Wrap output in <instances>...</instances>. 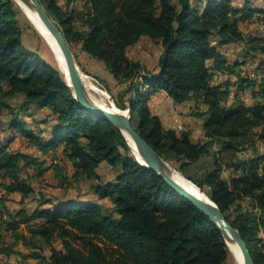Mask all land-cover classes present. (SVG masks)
Masks as SVG:
<instances>
[{"label":"trees","instance_id":"16d2710c","mask_svg":"<svg viewBox=\"0 0 264 264\" xmlns=\"http://www.w3.org/2000/svg\"><path fill=\"white\" fill-rule=\"evenodd\" d=\"M39 2L70 48L100 65L96 76L115 106L128 109L142 137L217 204L253 264H264V34L242 29L261 20L263 10L250 0L241 7L232 0ZM19 13L14 0H0V113L9 115L1 123L39 154L10 147L15 136L0 144V259L226 264L231 252L214 224L143 164L114 123L83 107L56 67L24 45ZM143 37L161 48L153 68L127 54ZM228 44H237L244 59L230 61L222 50ZM248 56L257 62L251 75L243 69ZM158 89L174 104L195 103L202 138L165 127L152 113L148 100ZM34 109L46 110L38 122L47 128L29 127L23 116ZM101 163L118 170L113 179L99 175ZM49 168L61 184L89 182L96 200L46 195L30 173L42 177ZM13 193L21 195L16 209L6 203Z\"/></svg>","mask_w":264,"mask_h":264},{"label":"rangeland","instance_id":"374dc122","mask_svg":"<svg viewBox=\"0 0 264 264\" xmlns=\"http://www.w3.org/2000/svg\"><path fill=\"white\" fill-rule=\"evenodd\" d=\"M244 0H232V4L235 6L241 7L243 6ZM251 3L257 4L263 11H262V19L254 20L250 19L247 22L242 23V29L244 31L254 33V34H264V0H250ZM17 5V4H16ZM20 8V7H19ZM21 10V8H20ZM22 11V10H21ZM20 19V24L23 29V43L26 47L35 50L43 60L52 64L57 70L62 74L64 77V73L61 69L59 61L56 59V56L50 49V46L47 45L48 43L42 37V35L36 30L34 25L30 22V20L26 17L23 13H19L18 15ZM228 46V47H227ZM222 49L228 54V58L230 61L239 58V60H243L244 58L242 55H239V46L237 44H228L222 46ZM72 52L75 58V61L78 65V69L84 77L85 82L87 83V88L90 91L91 95L99 102L104 104L105 106H111L110 101V94L104 88V83L101 82L100 79L96 75L99 76V68L100 65L94 61H92L86 54L79 50L77 46H72ZM161 52V48L158 44L154 43L153 41L149 40L146 37H143L135 46L128 49L127 54L129 58L138 60L148 66L149 68H153L157 65L158 58ZM247 59V63L244 65L245 70L244 74L251 75L253 74V69L257 65L256 61L250 59L249 56ZM96 88H94L93 86ZM245 96V95H244ZM246 97V96H245ZM117 107V106H116ZM45 111L42 113H38L35 115V119L31 116H23L25 120L28 121L29 127L35 130L39 128H47L46 123H39L38 120H41L45 117ZM7 117V114H5ZM46 135V133H44ZM193 138H195L193 136ZM18 146L20 148L24 147L25 144L22 140L18 141ZM136 153V152H135ZM172 166V165H171ZM70 167H66V170H69ZM196 169V168H195ZM117 169L112 167L106 166L104 168H100V176L103 179H113L117 173ZM32 175H36V171H32L30 173ZM34 175V176H35ZM33 177L32 182L36 188H41L46 195L49 196H56L61 198H69V197H79L82 199H94L96 200V196L89 189L90 183L89 182H72V185L61 184L62 179L54 177V173L51 168L45 171L42 177ZM100 204H102L106 210L110 211L112 209V204L107 199H98ZM33 205V202H30ZM262 234L264 235V228L261 229ZM56 245L59 247L60 243L57 242ZM230 250V249H229ZM230 257L226 264H240L239 260L235 256V254L230 250ZM27 264H30L27 260Z\"/></svg>","mask_w":264,"mask_h":264},{"label":"water","instance_id":"95a60500","mask_svg":"<svg viewBox=\"0 0 264 264\" xmlns=\"http://www.w3.org/2000/svg\"><path fill=\"white\" fill-rule=\"evenodd\" d=\"M14 2H16V4L21 8L22 12L34 25L36 30L42 35L48 45L49 40L47 39V36L43 34L36 20L29 18L26 10L29 9L35 12L37 14L39 23H42L54 38L60 50V53L64 58L65 65L69 74V81H67V83L71 86L75 99L83 107L101 115L105 119L114 123L122 131L126 138L129 137L131 139L134 144L136 153H138L145 166L163 177L164 180L180 196L197 207L201 211V213H203L218 229L227 246L230 242H233L237 245L241 255V264H253V260L247 244L242 239L239 231L226 220L224 214L213 200H211L210 198H208L207 200L199 198L198 196L188 191L177 181L175 177L177 170L173 166H171L170 163L164 160V158H162V156H160L158 152L136 130L133 123L131 122L129 110L116 107L111 97V106H105L91 95V93L85 86L83 75L78 69V65L75 61L73 52L68 45L62 30L59 28L57 23L48 15L39 0H14ZM192 184L194 183L192 182ZM194 185L198 187L196 184ZM200 192H202L201 189Z\"/></svg>","mask_w":264,"mask_h":264},{"label":"crops","instance_id":"0c3cea01","mask_svg":"<svg viewBox=\"0 0 264 264\" xmlns=\"http://www.w3.org/2000/svg\"><path fill=\"white\" fill-rule=\"evenodd\" d=\"M223 52H225V50H223ZM239 52L240 51H238V53ZM226 55L228 56L227 53ZM104 75L105 74L101 73L102 77H105ZM148 104L150 106L152 113H154L155 115L161 118L162 123L165 127H177V125L179 124L182 127L181 129L190 130L192 132V136L195 137L194 139L202 138L203 134H202V129H201V120L192 113L195 108V103L185 102L182 104H174L171 98H169V96L164 90L158 89L150 96L148 100ZM42 111L44 112L46 110L45 109H34L32 112L33 114L31 116L35 117L36 114L42 113ZM5 114H7V117H5ZM8 116H9L8 113H6L5 111L0 113V144L5 143L10 138L15 136L14 140L11 141L9 145L10 147H12L13 149H19L21 151L30 152L35 155H38L39 154L38 151L34 147H31L24 140L22 136L18 135L15 131L10 129L5 123H1V121L2 120L4 121L5 119H7ZM19 140H22L24 142L25 144L24 147L20 148L18 146L17 143ZM106 166H109V165L106 163H101L98 166L97 171L99 175H100L99 169L104 168ZM2 194H3V191L0 188V196ZM20 199H21L20 194L13 193L10 195L9 200L6 203L10 209H16L20 205L19 204ZM26 205L28 207H33L30 203L29 204L27 203ZM17 249L22 252L28 251L21 245H18ZM27 260L29 261L30 264H35L36 262L34 259H31V258L24 260V259H21L17 255H12L10 257H3V260L0 259V264H6V263L27 264Z\"/></svg>","mask_w":264,"mask_h":264},{"label":"bare ground","instance_id":"6f19581e","mask_svg":"<svg viewBox=\"0 0 264 264\" xmlns=\"http://www.w3.org/2000/svg\"><path fill=\"white\" fill-rule=\"evenodd\" d=\"M16 3V2H15ZM25 8V7H24ZM27 9V8H26ZM26 12L28 13V16L29 18L33 19V20H36L39 28L41 29V31L43 32V34H45L47 36V39L49 40V46H50V49L52 50V52L54 53V55L56 56V59L59 61L60 63V66H61V69L64 73V77H65V80L66 81H69V74H68V70H67V67L65 65V61H64V58L62 56V54L60 53V50L54 40V38L52 37V35L48 32V30L43 26L42 23H39V20L37 18V14L31 10H26ZM48 45V44H47ZM83 80H84V77H83ZM84 83H85V86L87 88V83L85 82L84 80ZM93 86V85H92ZM94 88H96L95 86H93ZM88 89V88H87ZM97 89V88H96ZM89 91V90H88ZM90 92V91H89ZM128 141L130 142V144L132 145V147L134 148V144L133 142L131 141V139L129 137H127ZM135 150V148H134ZM136 151V150H135ZM138 154V153H137ZM140 157V156H139ZM176 179L177 181L182 185L184 186L188 191H190L191 193H193L194 195L198 196L199 198L201 199H204V200H207L209 197L204 194L203 192H200V189L198 187H196L194 184H192V182L187 179L185 176H183L182 174H180L179 172H176ZM228 247L229 249L235 254V256L237 257V259L239 260L240 262V259H241V255H240V252L238 250V247L235 243L233 242H230L228 243ZM241 264V262H240Z\"/></svg>","mask_w":264,"mask_h":264},{"label":"built area","instance_id":"2783aa9c","mask_svg":"<svg viewBox=\"0 0 264 264\" xmlns=\"http://www.w3.org/2000/svg\"><path fill=\"white\" fill-rule=\"evenodd\" d=\"M177 128H178V129H181L182 127H181V125L178 124V125H177Z\"/></svg>","mask_w":264,"mask_h":264}]
</instances>
